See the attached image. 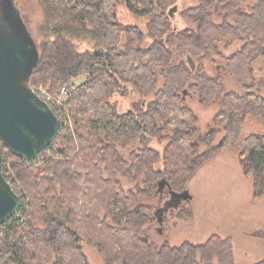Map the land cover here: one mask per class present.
<instances>
[{
  "label": "trees",
  "instance_id": "obj_1",
  "mask_svg": "<svg viewBox=\"0 0 264 264\" xmlns=\"http://www.w3.org/2000/svg\"><path fill=\"white\" fill-rule=\"evenodd\" d=\"M38 1L46 21L29 86L44 83L49 92L69 89L66 101L50 103L59 134L40 158L25 161L2 145V173L22 202L0 227V264H91L82 238L97 246L105 264H235L231 237L213 234L202 243L180 246L146 239L142 234L157 221L156 211L137 200L157 194L161 179L177 192L185 190L198 166L239 142L248 114L264 118V96L247 83L254 79L253 61L264 56V0L248 9L241 7L244 0H199L182 10L196 22L183 29L173 27L168 13L178 0ZM120 2L148 18L149 45H143L145 34L138 25L118 20ZM122 34L126 41L120 47ZM235 40L242 46L227 57L226 66L250 90L245 95L227 91L221 77L189 62L198 56L215 61L224 56L218 42ZM160 76L164 80L158 86ZM123 82H132L142 97L154 98L120 112L111 97L124 92ZM185 91L195 92L205 107H219L205 134L198 132L199 119L186 103ZM262 130L246 135L237 156L253 181L254 198L264 195ZM221 131L223 138L214 144ZM154 139L165 143L163 153L151 146ZM132 144L137 147L127 158L124 149ZM203 145L207 149L200 151ZM41 156L37 167L34 162ZM41 167L43 174H35ZM123 178L138 188L125 190ZM254 264H264V256Z\"/></svg>",
  "mask_w": 264,
  "mask_h": 264
},
{
  "label": "rangeland",
  "instance_id": "obj_2",
  "mask_svg": "<svg viewBox=\"0 0 264 264\" xmlns=\"http://www.w3.org/2000/svg\"><path fill=\"white\" fill-rule=\"evenodd\" d=\"M256 0H244L242 8L248 9ZM199 0H178L176 8L172 12L171 19L173 27L176 29L191 28L196 26V22L182 14L184 8L195 7ZM16 10L17 15L14 14ZM118 20L125 24L138 25L144 32L143 45H149L152 41L148 34V18L133 14L124 2H120L117 10ZM217 22L221 19L215 17ZM46 21V14L43 6L38 0H0V24L5 30L20 37L26 44L35 42L37 51L38 44L42 42V27ZM126 41L125 34H122L120 44ZM38 43V44H37ZM218 46L224 56L215 61L201 59L200 56L191 60V65L201 67L211 76L218 75L222 79L227 91H232L240 95L249 93L240 86L238 81L227 69V57L232 55L242 46L241 40L229 42L219 41ZM80 49L85 48L84 44L79 45ZM197 63V64H196ZM254 79H249L247 83L253 85V90L264 96V56H258L253 61ZM157 70L162 73L163 68ZM164 77L160 76L158 86L163 83ZM194 82V80H191ZM74 84H81V81H73ZM37 87H42L53 97L58 98L59 89L49 92L44 83H36ZM124 92H117L112 95L111 101L116 102L120 112H126L134 108L137 102L147 103L154 98L151 94L142 97L137 87L132 82H123ZM66 99V98H65ZM61 99L60 102L66 101ZM186 103L198 116V132L205 134L212 124V120L218 111V105L213 104L205 107L200 104L195 92H187ZM60 104V103H57ZM264 118L254 114L246 116V122L241 130L239 142L233 146H227L211 158L203 162L184 183V188L189 191L192 198L189 200L181 199L178 207H172L167 211L158 212V219L149 226L143 237L154 242L158 246L168 242L172 246H180L185 241L198 244L206 241L211 235L218 234L223 237H231L234 242L235 264H254L264 256V236H256L257 231L264 232V195L253 197V181L244 175L241 164L238 160V152L246 135L263 131ZM224 132H219L214 144L221 141ZM151 146L160 153H163L165 143L154 139ZM137 145H130L124 149L127 158L129 151ZM203 145L200 151L206 150ZM40 158V155L38 156ZM37 157V158H38ZM42 157V156H41ZM36 158V159H37ZM43 157L34 162L35 166H40ZM44 167V166H43ZM43 167L35 170V174H43ZM11 179L14 176H11ZM125 190L137 189L136 183L126 179H121ZM13 183L21 193H25L18 179ZM140 188H144L143 183L139 182ZM171 199V194L167 187L160 193L154 195H140L137 203H148L154 207V211L164 208L166 202ZM137 204H133L132 207ZM188 207V209L186 207ZM180 207V208H179ZM188 210L192 212L188 216ZM103 217V215H101ZM81 245L91 264H105L103 254L94 243L87 239H81Z\"/></svg>",
  "mask_w": 264,
  "mask_h": 264
},
{
  "label": "water",
  "instance_id": "obj_3",
  "mask_svg": "<svg viewBox=\"0 0 264 264\" xmlns=\"http://www.w3.org/2000/svg\"><path fill=\"white\" fill-rule=\"evenodd\" d=\"M176 6L168 13L171 16ZM14 14L17 15L16 10ZM35 42L26 44L0 24V227L19 210L22 199L2 173V145L25 161L35 160L59 134V119L50 104L29 86L39 51ZM192 58L189 57V62ZM191 65V63H190ZM192 68L195 66L191 65ZM187 91L184 92V99ZM167 187L171 199L158 212L178 207L181 199L192 198L187 189L177 192L166 179L159 181L158 193ZM157 220H161L158 219Z\"/></svg>",
  "mask_w": 264,
  "mask_h": 264
},
{
  "label": "built area",
  "instance_id": "obj_4",
  "mask_svg": "<svg viewBox=\"0 0 264 264\" xmlns=\"http://www.w3.org/2000/svg\"><path fill=\"white\" fill-rule=\"evenodd\" d=\"M68 86H63L60 90H59V94H58V98L53 97L50 93H48L46 90H44L42 87H35L32 88V90L38 95L40 96V98H42L44 101L50 103H61L60 100L61 99H65L67 98V94H68ZM66 100V99H65ZM36 160V159H35ZM33 160V161H35ZM30 162V161H28Z\"/></svg>",
  "mask_w": 264,
  "mask_h": 264
},
{
  "label": "crops",
  "instance_id": "obj_5",
  "mask_svg": "<svg viewBox=\"0 0 264 264\" xmlns=\"http://www.w3.org/2000/svg\"><path fill=\"white\" fill-rule=\"evenodd\" d=\"M235 254V253H234Z\"/></svg>",
  "mask_w": 264,
  "mask_h": 264
}]
</instances>
